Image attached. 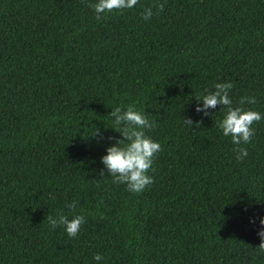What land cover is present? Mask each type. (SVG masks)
<instances>
[{
    "label": "trees",
    "instance_id": "16d2710c",
    "mask_svg": "<svg viewBox=\"0 0 264 264\" xmlns=\"http://www.w3.org/2000/svg\"><path fill=\"white\" fill-rule=\"evenodd\" d=\"M96 2L0 0V264H264V0H159L150 20L139 0L100 21ZM225 82L262 114L243 160L223 106L196 112ZM129 105L161 145L142 193L102 163ZM61 212L85 216L76 237L49 225Z\"/></svg>",
    "mask_w": 264,
    "mask_h": 264
},
{
    "label": "clouds",
    "instance_id": "9594fccd",
    "mask_svg": "<svg viewBox=\"0 0 264 264\" xmlns=\"http://www.w3.org/2000/svg\"><path fill=\"white\" fill-rule=\"evenodd\" d=\"M139 3V0H98L96 3L88 4V7L94 10L95 18L100 21L104 15L112 12H122L125 9H132ZM155 9V13L153 11ZM164 10V4L156 0L153 5L146 7L142 13L144 20H150L154 14L158 15ZM214 91H207L205 94L197 97L202 100L203 107L197 106L196 112L222 105L225 110L223 119L218 123L225 137H231L232 143L236 145L234 151L237 153V159L243 160L247 155V149L240 147L241 144L251 142L254 135L253 124L261 121L262 114L245 110L243 107H233L232 100L229 97V91L233 88L231 82L215 83ZM255 104V97H241L239 104ZM109 115L114 118V124L117 126L122 139L116 140L115 144L107 148V154L102 157V163L108 170V175L113 177L114 183L125 184L127 190L134 193H142L145 188L153 184V177L148 175L152 167L155 155L161 150V145L146 136L145 129H152L154 124L149 121L144 114L137 111L132 105L126 109L120 106L115 107ZM184 124L192 126L191 119L183 120ZM99 129H96L92 136H98ZM109 139H113L109 137ZM101 176L103 172L101 171ZM67 208L75 212L77 202L68 203ZM49 225L55 229L63 226L68 237L74 238L78 235L82 224L85 223V216L82 214L74 215L71 219L64 213L58 216H48ZM254 222V218L250 219ZM261 230L258 232L260 244L259 253H264V218H260ZM96 261H101L103 257L99 254L93 257Z\"/></svg>",
    "mask_w": 264,
    "mask_h": 264
}]
</instances>
